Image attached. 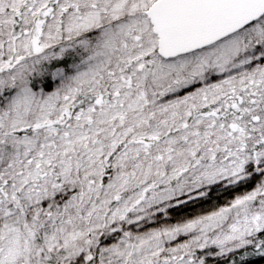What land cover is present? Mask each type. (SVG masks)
<instances>
[{
	"label": "snow or ice",
	"instance_id": "6c2138e0",
	"mask_svg": "<svg viewBox=\"0 0 264 264\" xmlns=\"http://www.w3.org/2000/svg\"><path fill=\"white\" fill-rule=\"evenodd\" d=\"M0 264H264V0H0Z\"/></svg>",
	"mask_w": 264,
	"mask_h": 264
}]
</instances>
